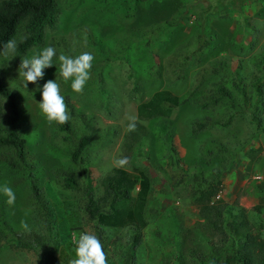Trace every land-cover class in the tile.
Returning a JSON list of instances; mask_svg holds the SVG:
<instances>
[{"label":"rangeland","instance_id":"rangeland-1","mask_svg":"<svg viewBox=\"0 0 264 264\" xmlns=\"http://www.w3.org/2000/svg\"><path fill=\"white\" fill-rule=\"evenodd\" d=\"M57 4L56 26L46 30L41 44L9 61L0 55V76L16 92V124L26 139L24 162L11 149L0 148V186L7 183L16 194L15 204L9 205L0 192L4 233H26L21 220L41 236L48 235L50 226L57 241L56 264H70L76 258L73 234L90 232L100 239L109 264H121L130 230L95 226L86 218L83 205L87 176L101 191L99 182L113 168V159L127 156V171L139 178L144 174L150 182L147 225L135 264H172V228L177 222L188 227L200 221L208 182L221 183L212 201L237 199L245 207L258 201L264 136L255 134L251 105L258 104L255 113L264 118V97L261 100L253 87V78L260 74L257 60L264 53V0H154L149 6L128 10L122 0H57ZM20 38L18 34L14 39ZM46 46L56 49L54 64L36 84L25 88L18 71L21 60ZM85 51L94 56L91 79L83 94H77L70 81H63L58 57L62 53L76 57ZM233 77L244 86L245 97L232 86ZM48 80H56L61 95L79 112L76 118L69 113V131L49 125L41 114V92ZM219 84L233 92L240 111L226 102L210 109L194 103ZM157 92L190 101L171 116L141 117L138 106ZM0 103L1 136L10 129L11 113L1 97ZM128 114L137 115L146 129L132 148L125 130ZM230 115L233 119L227 127L192 132L194 122L206 116L226 120ZM167 124L172 126L179 163L173 161L165 141ZM84 135L89 136L84 162L76 163L72 155ZM211 140L226 146V151L205 153ZM66 172L73 173L79 190L66 187ZM32 179L41 188L49 225L34 198ZM138 190L136 185L133 196ZM260 218L264 221V216ZM40 254L5 246L0 249V264H42Z\"/></svg>","mask_w":264,"mask_h":264},{"label":"trees","instance_id":"trees-1","mask_svg":"<svg viewBox=\"0 0 264 264\" xmlns=\"http://www.w3.org/2000/svg\"><path fill=\"white\" fill-rule=\"evenodd\" d=\"M108 0H104V3ZM154 0H122L126 10L136 6H149ZM161 1V0H157ZM57 0H0V51L3 45L18 34L17 55H24L33 47L41 44L47 29H54L59 16ZM26 38V39H25ZM23 40L21 43L20 41ZM207 44L205 41L204 44ZM188 58V56H187ZM257 68L260 74L253 78L255 94L264 97V53L257 60ZM232 86L245 97L244 86L237 78L233 77ZM0 97L3 98L11 113L10 129L0 136V148L11 149L16 157L24 162L26 155V139L18 131L16 121L19 117L16 92L7 86L0 76ZM189 98H178L165 92L155 93L149 100L138 106L141 117L171 116L177 109L187 103ZM194 103L202 109H210L219 103L226 102L235 112L240 111V106L233 97V92L223 84L210 90L204 99H194ZM198 101V103L196 102ZM68 110L73 118L79 115L72 104L65 99ZM252 122L255 124L257 135L264 136V118L255 111L258 104L252 102ZM264 110V108H263ZM0 111H2L0 103ZM1 115V112H0ZM230 115L226 120L213 119L210 116L194 122L193 133L205 129L227 127L232 122ZM62 129L69 131L70 121L61 125ZM165 141L173 154V161L179 163V154L176 143L173 141V131L170 124L165 125ZM146 129L138 123L137 130L128 132L132 148L137 141L145 135ZM75 148L72 159L76 163H83L82 155L89 136L84 135ZM214 151H226V146L211 140L207 144L205 153ZM7 163L13 162L7 161ZM262 178L256 184L258 201L251 207L240 205L237 199L229 203L222 199L213 200L220 188V180L208 182L205 192L206 201L200 205V221L192 226H185L183 222H177L173 226L172 264H264V165L261 170ZM31 188L36 202L43 211L47 225L50 224L49 210L46 208L40 186L35 179L31 180ZM66 187L79 190L80 185L72 172H66L64 177ZM139 185L136 196L132 190ZM95 185L93 178L87 176L85 184L86 199L83 210L86 218L95 226L127 227L130 230V241L124 259L121 264H135L136 250L142 241L143 229L147 225L145 206L150 189V182L146 175L140 178L130 171L112 168ZM2 203L0 199V249L9 246L15 249L41 251L40 262L42 264H56L55 252L57 241L54 238L52 228L49 226L48 235L41 236L34 232L12 233L6 236L4 228L7 225L2 216ZM107 257V256H106ZM108 264L109 260L107 258Z\"/></svg>","mask_w":264,"mask_h":264},{"label":"clouds","instance_id":"clouds-1","mask_svg":"<svg viewBox=\"0 0 264 264\" xmlns=\"http://www.w3.org/2000/svg\"><path fill=\"white\" fill-rule=\"evenodd\" d=\"M26 39V38H25ZM21 43L23 40L20 41ZM18 41L16 39L8 40L4 45L0 55L6 60L16 57ZM56 57V49L53 46H46L41 50H33L30 58H24L19 65V76L23 78V85L28 88V84H36L45 75L44 70L51 67ZM59 70L60 75L65 83L71 82L70 86L73 92L83 94L85 85L91 79V69L93 67L94 56L90 52H83L76 57L60 54ZM42 99L39 103L41 114L45 117L49 125L54 123L57 125L67 124L70 120L68 105L65 97L61 95L60 85L56 80H48L43 84ZM3 111V110H2ZM0 111V112H2ZM127 132L137 130L139 118L135 114L126 116ZM129 158L123 156L115 158L112 166L117 169L127 170L129 167ZM0 192L7 197V203L14 205L16 194L12 187L7 183L0 186ZM21 227L26 232H30L31 228L27 221L21 220ZM73 243L75 244L76 258L70 261V264H108L106 254L100 239L93 233L81 232L78 235L73 234Z\"/></svg>","mask_w":264,"mask_h":264}]
</instances>
